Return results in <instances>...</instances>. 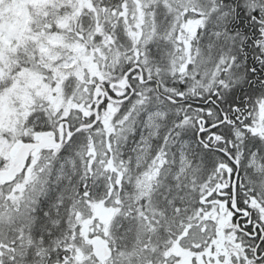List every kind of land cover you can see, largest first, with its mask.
I'll return each mask as SVG.
<instances>
[{"label":"snow or ice","instance_id":"1","mask_svg":"<svg viewBox=\"0 0 264 264\" xmlns=\"http://www.w3.org/2000/svg\"><path fill=\"white\" fill-rule=\"evenodd\" d=\"M0 264H264V0H0Z\"/></svg>","mask_w":264,"mask_h":264}]
</instances>
